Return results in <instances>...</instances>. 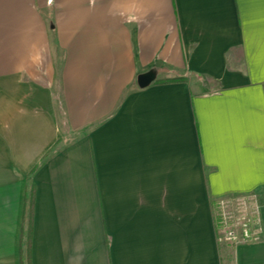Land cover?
I'll return each mask as SVG.
<instances>
[{"label": "crops", "instance_id": "1", "mask_svg": "<svg viewBox=\"0 0 264 264\" xmlns=\"http://www.w3.org/2000/svg\"><path fill=\"white\" fill-rule=\"evenodd\" d=\"M252 194L264 0H0V264H264Z\"/></svg>", "mask_w": 264, "mask_h": 264}, {"label": "built area", "instance_id": "2", "mask_svg": "<svg viewBox=\"0 0 264 264\" xmlns=\"http://www.w3.org/2000/svg\"><path fill=\"white\" fill-rule=\"evenodd\" d=\"M239 199L245 198H224L215 205L217 236L220 242L227 241L234 246L259 240L264 230L259 202L255 200L257 203H251L247 200L249 204L239 203L241 210L237 211L234 204Z\"/></svg>", "mask_w": 264, "mask_h": 264}, {"label": "water", "instance_id": "3", "mask_svg": "<svg viewBox=\"0 0 264 264\" xmlns=\"http://www.w3.org/2000/svg\"><path fill=\"white\" fill-rule=\"evenodd\" d=\"M154 81L153 73H144L138 76L137 84L140 88L148 87Z\"/></svg>", "mask_w": 264, "mask_h": 264}, {"label": "rangeland", "instance_id": "4", "mask_svg": "<svg viewBox=\"0 0 264 264\" xmlns=\"http://www.w3.org/2000/svg\"><path fill=\"white\" fill-rule=\"evenodd\" d=\"M241 197H244L245 199H239V200H237V204H234V206H235V208H236L237 211L238 210H241V207H240L239 203L240 204H243V203L249 204L247 202V200L250 201L251 203H257V201H258L256 194H254V195L252 194V195H249V196H241ZM255 200H257V201H255ZM261 208L264 210V207H261ZM221 243H224L226 245H229V247L232 246V244L231 243L229 244V242H227V241H224V242H221Z\"/></svg>", "mask_w": 264, "mask_h": 264}]
</instances>
